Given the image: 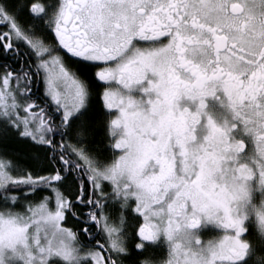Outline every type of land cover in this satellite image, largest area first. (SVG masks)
I'll return each instance as SVG.
<instances>
[{"label": "snow or ice", "instance_id": "1", "mask_svg": "<svg viewBox=\"0 0 264 264\" xmlns=\"http://www.w3.org/2000/svg\"><path fill=\"white\" fill-rule=\"evenodd\" d=\"M0 264H264V0H0Z\"/></svg>", "mask_w": 264, "mask_h": 264}]
</instances>
